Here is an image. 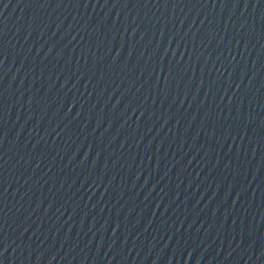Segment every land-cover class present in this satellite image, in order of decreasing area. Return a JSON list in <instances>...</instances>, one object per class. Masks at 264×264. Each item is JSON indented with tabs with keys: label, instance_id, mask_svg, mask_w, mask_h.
I'll use <instances>...</instances> for the list:
<instances>
[{
	"label": "water",
	"instance_id": "water-1",
	"mask_svg": "<svg viewBox=\"0 0 264 264\" xmlns=\"http://www.w3.org/2000/svg\"><path fill=\"white\" fill-rule=\"evenodd\" d=\"M0 264H264V0H0Z\"/></svg>",
	"mask_w": 264,
	"mask_h": 264
}]
</instances>
